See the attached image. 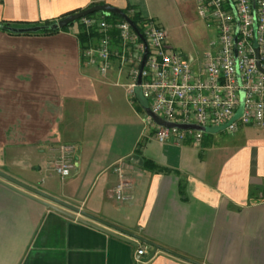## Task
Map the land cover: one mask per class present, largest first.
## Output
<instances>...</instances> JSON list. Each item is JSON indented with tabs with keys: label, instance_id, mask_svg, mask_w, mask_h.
Wrapping results in <instances>:
<instances>
[{
	"label": "crops",
	"instance_id": "1",
	"mask_svg": "<svg viewBox=\"0 0 264 264\" xmlns=\"http://www.w3.org/2000/svg\"><path fill=\"white\" fill-rule=\"evenodd\" d=\"M96 4L153 20L146 0H0V23L32 27ZM76 27L53 35L0 30V171L129 242L0 183V264H264V138L241 128L228 146L225 134L208 129L199 145L158 143L144 104H129L127 75L116 62L104 75L89 66ZM63 144L74 145L76 158L60 179L46 168ZM115 166L131 184L123 191L129 200L112 193Z\"/></svg>",
	"mask_w": 264,
	"mask_h": 264
},
{
	"label": "built area",
	"instance_id": "2",
	"mask_svg": "<svg viewBox=\"0 0 264 264\" xmlns=\"http://www.w3.org/2000/svg\"><path fill=\"white\" fill-rule=\"evenodd\" d=\"M196 12L216 32L198 59L170 50L166 32L151 18L136 26L137 33L125 20H111L100 12L78 20L90 36L82 55L101 75L116 62L119 73L127 71L130 79L126 96L135 99L138 89L149 110L167 123L231 135L241 128L264 130V0H196ZM126 15L131 19L134 13ZM145 122L151 123V117ZM202 136L196 130L155 125L160 144L189 139L199 145ZM75 156L74 145H61L48 161L47 172L67 177L75 169ZM112 169L120 177L114 197L129 200L123 191L131 184L123 180L119 167ZM145 254L146 248L138 247L135 262L141 263Z\"/></svg>",
	"mask_w": 264,
	"mask_h": 264
},
{
	"label": "rangeland",
	"instance_id": "3",
	"mask_svg": "<svg viewBox=\"0 0 264 264\" xmlns=\"http://www.w3.org/2000/svg\"><path fill=\"white\" fill-rule=\"evenodd\" d=\"M146 2L149 6L148 14L166 32L165 42L170 48L186 55L196 56V59L208 50V44L215 39L216 32L212 25L197 15L196 0H146ZM72 27L75 28L76 23ZM127 74V71H124V75ZM125 79V81L123 80L125 83L130 82L129 78ZM141 102L147 104L144 100ZM129 104L140 110L139 101L129 100ZM220 133L225 134L222 137L228 146L235 139L240 138V135H234V137L224 131ZM250 133V138H264V130H255ZM205 136L207 138V135ZM237 144L247 148L244 141H239ZM42 176L38 175L39 181Z\"/></svg>",
	"mask_w": 264,
	"mask_h": 264
},
{
	"label": "water",
	"instance_id": "4",
	"mask_svg": "<svg viewBox=\"0 0 264 264\" xmlns=\"http://www.w3.org/2000/svg\"><path fill=\"white\" fill-rule=\"evenodd\" d=\"M103 13V14H106V15H114V16H117L123 20H125L126 22H128L130 24V26L132 27V29L134 31H137L135 25L133 24L132 20L121 10V9H118V8H115L109 4H96V5H93L87 9H84L82 11H79L77 13H74V14H71L69 16H66L65 18L63 19H60L59 21H57V23H55L54 25H52L50 28L51 29H63L67 26H70L72 25L73 23H75L76 21H78L79 19L85 17V16H88V15H91V14H94V13ZM43 27H31V28H24V29H10L12 32H16V33H27V32H37L39 30H41ZM140 39H142L141 35H140ZM145 57H146V49H145V52H144V56H143V59H142V63H141V66H140V69L143 68V65H144V61H145ZM140 83V78H138L137 80V84ZM136 98L141 101V100H144L141 96H140V93H139V90L137 89L136 90ZM145 101V100H144ZM146 102V101H145ZM142 103V102H141ZM144 104V109H145V112L146 114L152 118V120L157 124V125H160V126H163V127H169V128H177V129H180V130H188V129H191V130H196V131H199V132H205L207 131L208 129H212V128H202V127H198V126H195V125H182V124H171V123H167L166 121H164L163 119H161L160 117L154 115L148 108L147 104L145 103H142ZM212 130H215V131H219L218 129H212ZM0 179L2 181H0V183H2L3 185L9 187L10 189L12 190H15L17 192H19L17 189H14L13 186L15 187H18L20 189H23L25 191H28L32 194H34L35 196H37L38 198H40L41 200L39 199H36L40 204H42L45 208L51 210V211H55L71 220H75L76 222L78 223H81V224H84V225H87L91 228H94L98 231H101L109 236H112L114 238H118V239H121V240H124L126 242H129L128 240L124 239L123 237H121L120 235L116 234V233H113L111 231H108L104 228H101L97 225H94L92 223H90L89 221L87 220H91V221H94V222H98L96 221L92 216H90L89 214H87L86 212L80 210L79 208L73 206V205H70L66 202H63L59 199H56L54 197H51L37 189H34V188H31L13 178H11L10 176L2 173L0 171ZM121 234L124 235V233L122 231H117Z\"/></svg>",
	"mask_w": 264,
	"mask_h": 264
},
{
	"label": "trees",
	"instance_id": "5",
	"mask_svg": "<svg viewBox=\"0 0 264 264\" xmlns=\"http://www.w3.org/2000/svg\"><path fill=\"white\" fill-rule=\"evenodd\" d=\"M132 9L131 7H128L127 10H123L124 13H126L128 10ZM71 14H74V12H70V13H67L65 15H63L61 17V19L65 18L66 16H69ZM109 19L111 20H117V19H120L119 17L117 16H114V15H109ZM60 19H58L57 21H59ZM131 20L133 22V24L136 26H139V24L143 21V18L139 15V13H134V15L131 17ZM57 21H45L43 22L42 24H39V25H35V26H32V27H43L41 30L37 31V32H27V33H16V32H12L10 29H24L23 28H16V27H13V24L10 23V22H1L0 23V30L3 31V32H6L10 35H53V34H56L58 32H68L71 28H72V25L70 26H67L63 29H51L50 27L52 25H54L55 23H57ZM76 31H75V34H76V37L81 45V50L82 52L84 51L85 47H86V44L89 42L90 40V36L87 35V33H85L83 31V29L81 28V26L79 25V22L76 21ZM25 28H31V27H25ZM139 28V27H138ZM137 100V99H136ZM151 163H149L148 161H145L144 162V165H150ZM151 166V165H150Z\"/></svg>",
	"mask_w": 264,
	"mask_h": 264
}]
</instances>
